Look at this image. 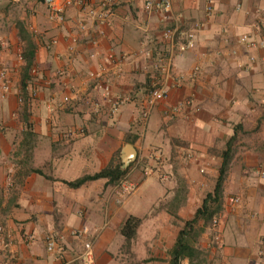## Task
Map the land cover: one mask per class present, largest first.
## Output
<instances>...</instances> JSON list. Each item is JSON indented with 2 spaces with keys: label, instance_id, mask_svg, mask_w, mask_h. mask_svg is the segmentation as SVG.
I'll list each match as a JSON object with an SVG mask.
<instances>
[{
  "label": "crops",
  "instance_id": "crops-1",
  "mask_svg": "<svg viewBox=\"0 0 264 264\" xmlns=\"http://www.w3.org/2000/svg\"><path fill=\"white\" fill-rule=\"evenodd\" d=\"M102 1L59 0V23L44 0H0V66L12 77L10 92L0 91V226L10 241L5 247L0 235V264H79L85 240L96 264H170L227 150L215 231L203 217L187 239L201 251L193 264H264V47L248 51L239 41L264 38V0H172L168 20L146 0H114L99 22L87 8ZM167 24L196 34L172 55L169 73L155 59L170 51ZM157 86L167 96L144 119ZM31 88L36 96L20 103ZM117 95L130 101L115 106ZM127 144L135 149L128 165ZM111 163L128 168L123 185L68 184ZM129 216L141 221L126 242ZM48 234L62 249H46Z\"/></svg>",
  "mask_w": 264,
  "mask_h": 264
},
{
  "label": "built area",
  "instance_id": "built-area-1",
  "mask_svg": "<svg viewBox=\"0 0 264 264\" xmlns=\"http://www.w3.org/2000/svg\"><path fill=\"white\" fill-rule=\"evenodd\" d=\"M44 2L48 5H50V13L49 16L52 20L57 21L59 23H62L65 20V11L64 6L59 3V0H44ZM115 7L114 0H103L98 7H88L87 8V15L91 18H94L96 21L99 22H106L110 15L112 14ZM145 7L153 8L155 7L159 12L162 13V17L164 20L169 19V13L171 11L172 7V0H146ZM264 10V9H263ZM212 11V5L209 3L206 6V12L209 14ZM85 23H80V28L82 30L86 29ZM162 38L165 39L168 44L170 51L169 53L163 54H157L155 57L157 66L164 72L169 73L172 70L173 64L171 61L172 55L175 53H183L185 52L190 46L193 45L194 40L196 38V34L193 30L187 31L185 34L181 32L179 25H170L167 24L162 29ZM240 43L243 44L248 51H251L255 48H258L260 46L264 47V38L257 40L252 35L248 33H244L240 36L239 39ZM56 43V40L53 39L52 41L46 43V48L51 49L52 46ZM149 56H152L151 51L147 52ZM251 59L254 57L251 55ZM18 59L23 61L24 57L23 55H19ZM105 60L113 61L114 55L109 54L105 57ZM98 74V73H97ZM91 72L89 73L90 77H97L98 75ZM11 84H12V77L10 74L9 69L6 66H0V91L2 94H8L11 90ZM104 90L107 92L108 87L107 85H104ZM37 94V89L31 88L30 92L27 97L20 94L18 96V101L20 103H25L26 101L29 103L31 102V99H33ZM167 96L166 88L163 86H157L154 87L149 94V97L146 102V106L143 107L142 110V117L146 119L149 114L150 110L157 103L158 101L164 99ZM69 100L68 96L64 97V101ZM128 101H130L129 95H117L115 97V106L125 104ZM124 178L120 179L121 185L124 183ZM124 191H129L133 188L131 184H128L125 186ZM232 202H238V197H232L230 199ZM212 230L215 231V228L217 226V219L216 216L212 219ZM76 237H81L84 235V230H74L72 232ZM0 235L2 236V243L5 247H8L10 245V241H7L4 235V230L0 226ZM219 237L217 234H214V240H218ZM46 249L50 252L62 247L58 244L57 238L53 234H48L46 236ZM73 261L79 263V264H96L94 260V252H93V245L92 241L85 240L83 242V249L81 252H79L73 259ZM182 264H185L182 261Z\"/></svg>",
  "mask_w": 264,
  "mask_h": 264
},
{
  "label": "trees",
  "instance_id": "trees-1",
  "mask_svg": "<svg viewBox=\"0 0 264 264\" xmlns=\"http://www.w3.org/2000/svg\"><path fill=\"white\" fill-rule=\"evenodd\" d=\"M264 33V29H263ZM230 154L229 150L224 153V161L219 170V175L216 180L215 187L212 192L208 193L203 200L202 205L197 209L194 217L190 220H187L184 224V227L180 230L177 237V241L173 250L171 252L170 264H182V260L185 258L188 259L189 264H193L194 260H197L201 254V251L188 243V237L192 239L195 238V225L197 224L200 218H209L212 219L218 211V207L221 203V197L223 193V182L226 176L227 166L229 162ZM128 168H122L120 163L109 164L103 169L93 173L87 174L78 179L68 182L72 186H79L87 180H93L98 178H108L109 183L118 182L120 179L124 178ZM140 219L135 216H129L123 227L122 234L126 239V242H130L132 238L135 237L136 229L140 224Z\"/></svg>",
  "mask_w": 264,
  "mask_h": 264
},
{
  "label": "water",
  "instance_id": "water-1",
  "mask_svg": "<svg viewBox=\"0 0 264 264\" xmlns=\"http://www.w3.org/2000/svg\"><path fill=\"white\" fill-rule=\"evenodd\" d=\"M134 147L131 144H127L125 149V154L123 157L124 163L128 165L130 161L133 159Z\"/></svg>",
  "mask_w": 264,
  "mask_h": 264
}]
</instances>
